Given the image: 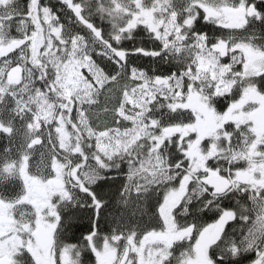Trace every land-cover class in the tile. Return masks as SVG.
Returning a JSON list of instances; mask_svg holds the SVG:
<instances>
[{"label":"snow or ice","instance_id":"1","mask_svg":"<svg viewBox=\"0 0 264 264\" xmlns=\"http://www.w3.org/2000/svg\"><path fill=\"white\" fill-rule=\"evenodd\" d=\"M0 136V264H264V0H0Z\"/></svg>","mask_w":264,"mask_h":264},{"label":"trees","instance_id":"2","mask_svg":"<svg viewBox=\"0 0 264 264\" xmlns=\"http://www.w3.org/2000/svg\"><path fill=\"white\" fill-rule=\"evenodd\" d=\"M43 2H47V0H43ZM52 3H56L57 0H51ZM97 23H99V21H97ZM205 31L208 30V27H206L204 29ZM141 35H143L141 33ZM144 61H141L140 64L142 65H145L147 66L148 65V60L145 58L143 59ZM162 69H166V66H163L160 70ZM7 141L2 137L0 136V151H2L6 145ZM106 191H115V185L113 186H110L109 188H106ZM75 223L71 224L70 227H69V236L71 237H81V234L84 230H88V227H89V220L87 219V216H83L82 218H77L76 220H74Z\"/></svg>","mask_w":264,"mask_h":264},{"label":"flooded vegetation","instance_id":"3","mask_svg":"<svg viewBox=\"0 0 264 264\" xmlns=\"http://www.w3.org/2000/svg\"><path fill=\"white\" fill-rule=\"evenodd\" d=\"M211 27H212V26H208V29L211 28ZM163 70H164V69H162V71H163ZM165 70H166V69H165ZM2 152H3V150L0 151V153H2ZM85 216H86V215H85ZM85 216H84V217H85ZM205 220H206L207 222L210 223V222L212 221V215L209 214L207 217H205ZM73 223H75V221H73L72 224H73ZM86 231H87V230H84L82 233H85ZM70 237H71V236H70ZM72 238H73V239H72V242H77V240H78L80 237H77V236L74 237V236H73Z\"/></svg>","mask_w":264,"mask_h":264},{"label":"rangeland","instance_id":"4","mask_svg":"<svg viewBox=\"0 0 264 264\" xmlns=\"http://www.w3.org/2000/svg\"><path fill=\"white\" fill-rule=\"evenodd\" d=\"M141 61H144V60H143V59H141V60L137 61V63H138V64H140V62H141ZM36 159H37V157H36V156H34V157H33V160H36Z\"/></svg>","mask_w":264,"mask_h":264}]
</instances>
